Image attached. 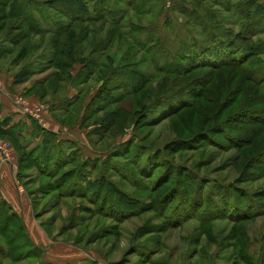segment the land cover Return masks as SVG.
<instances>
[{
	"label": "rangeland",
	"instance_id": "obj_1",
	"mask_svg": "<svg viewBox=\"0 0 264 264\" xmlns=\"http://www.w3.org/2000/svg\"><path fill=\"white\" fill-rule=\"evenodd\" d=\"M82 1L90 20L97 3ZM237 1L109 0L118 21L55 13L70 28L62 37L51 24L35 32L4 20L0 7L1 87L42 107L46 126L31 119L60 137L49 145L33 139L48 156L22 177L18 160L12 165L33 199L35 223L49 234L45 248L80 247L74 264H141V251L157 249L159 264H264V81L251 72L263 67L264 50L255 57L251 42L210 36L214 28L248 31ZM28 43L36 45L18 62ZM0 141L14 152L10 140Z\"/></svg>",
	"mask_w": 264,
	"mask_h": 264
},
{
	"label": "trees",
	"instance_id": "obj_2",
	"mask_svg": "<svg viewBox=\"0 0 264 264\" xmlns=\"http://www.w3.org/2000/svg\"><path fill=\"white\" fill-rule=\"evenodd\" d=\"M93 1H96L97 5L94 7V9H95L94 13L91 16H88L90 18V20L83 17L84 16L83 12L85 10V8H84L85 6L83 5L82 0H72V1L70 0V3L68 4V6H63L62 4H59L58 2H60V1H55L54 5L51 4L48 8L47 7L42 8V6L44 4L38 3L35 0H27V1H25V0H21V1L20 0H0V7L4 9L3 14H2L4 20L15 17L21 21V24L23 23L20 26L21 28L25 27L24 26V23H25L27 30L28 29L30 31L36 30L35 32H37V31L44 32V30H43L44 26L45 25L48 26L49 24H51L54 28L53 33H55L57 36L62 37V35L65 32H69L70 28H68L67 25H62V27H61V25H60L61 21L56 19V17L54 16L55 13H57L58 15H60V13H61V14L65 15L66 17H69V15H70L72 17V19H73V17H79L80 20H83V21L87 20L89 22L90 21H93V22L105 21L108 23L110 20H115L116 18H117V21L119 20V17H116L119 14L115 10L116 8H113V7H110L107 5L109 0H93ZM104 2L107 3L105 6H104ZM73 4H75V6H73ZM102 4L104 7H101ZM80 5H81V7H79ZM82 6L84 8L83 11H82V9H83ZM75 7L78 8L77 14H76V11H74ZM198 7H199V5H198ZM233 8L235 9L234 11L237 10V12L241 15V17L243 16L244 28H247L248 31L246 30V31H241V32H237V33L236 32L232 33L229 30L223 28L221 33H220V31H219L220 29L214 28L216 31L214 29H212L210 36L211 37H217V36H220V34H223V35L225 34L228 36L229 40H236V41L239 40V42H241L240 45H245V44H243V42H251V43H253V48L255 50H257L256 52L253 53V56H255V57L263 56L264 53H261L263 55H260L259 52L261 50H264V41H257V38L259 36L264 35V27H263L264 26L263 25L264 24V0H239V1L233 3ZM206 11H207V8H206ZM79 12H80V14H79ZM195 17L197 19H199L198 25H200L201 22L203 23L204 20H203L201 15L197 14V16L195 15ZM40 18H42V20L46 19L45 20L46 23L44 21L41 22ZM80 20H78V21H80ZM241 26H242V23H241ZM49 32L50 31H48V33ZM73 33L69 34L67 36V37H69L68 39H70V41H72L71 38H73L71 36H73V35L76 36V33L75 32H73ZM82 33H81V35H82ZM27 36H28V31H23V32H21V34H19V39L22 37L21 39L24 41V39H26ZM216 40H218V38H216ZM16 41H18V40H16ZM23 41H20V42H23ZM59 43H60L59 39H57V42L54 41V44L56 46L60 45ZM67 43H68V41H65V45ZM33 44L32 43L26 44L24 46L25 49L23 47V49L21 51V55H19V56L17 55L18 56V62L22 61L24 59V57H26V58L28 57L30 46H32ZM34 45H36V44H34ZM72 45L75 46V48H74V50L70 49V52L76 51V53H79L80 50H79V48L77 49V46H78L77 43H72ZM101 47H103V46H101ZM106 48H107V46H106ZM106 48H103L102 50H106ZM96 51H97V48H95V50H93V52L91 51V53H93V55L90 57L91 59L87 62L91 66L93 64H96L95 61L97 59L93 60V59H95V57H93V56H94ZM150 51L151 50H148V52H150ZM13 52H14V50H13ZM13 52H11V50L8 51V49H6L3 51V54H9V53H13ZM58 55H60V52L56 51L53 55L54 57L52 56L53 57L52 62L54 61V58L57 57ZM72 57L73 56H71V58H69V61H66V63H65L66 68L68 66H70L71 61L74 60V58H72ZM0 58H1V55H0ZM262 62H263L262 68L256 67V68H254V70L253 69L251 70V72H254L253 74L256 78V81H261V82L264 81V61H262ZM17 63L14 62L15 65ZM17 65H19V64H17ZM98 66H99V64L96 67H98ZM163 68H164V66H163ZM93 70H94V67L92 68V70H90L92 74H94V72H95ZM87 82H89V81L86 79L85 82H82V84H85ZM35 97L42 99L40 96H38L36 94H35ZM0 112H1V106H0ZM168 115L169 114L166 113L165 118ZM0 118H1L0 128H2V129H0V137L1 138L4 137V138L10 140L14 144V147L18 150V152H19V159H18L19 175L22 177L24 175V170L26 169V166H28V165L31 166L33 163L37 162V160L38 161H39V159L43 160L42 157L48 156V154L45 150L43 151L42 148L37 147V146L35 147V145H33V142H35V141H33V139L38 140V143H40V144H44V145L48 144L49 145V144H53L52 143L53 138L57 139L58 133L56 131L43 128L36 121L30 119L33 123L32 127H34V129L31 130L30 137H27V136H25L24 132H26V131L29 132V125L25 121H21L19 124L14 125V124H11L10 118H7V117L4 118L1 116H0ZM59 138L60 137H58V139ZM25 139H31V140L29 142H26L27 140H25ZM22 140L25 141L26 143L22 144ZM62 140H64V137H62ZM55 159H56L55 161L57 162L58 158H55ZM188 219H190V218H187V220ZM230 232H229V236L232 237L234 240L238 239L240 237L239 233L241 231H239V233L236 231H233V230L231 233ZM0 238L4 239L3 242L0 241V264H8L9 262H7V261H9V260L11 262H15V263H19L23 260H28L31 263L32 262H41V258H40L41 252H39L40 250L38 251V249H37L38 246L32 241V239H31V237L27 231V228L25 227L24 223L22 222V219L13 211L12 208H10V206L7 203H0ZM13 247L17 248V250H20L18 253V256L16 258L11 257V253L15 252ZM10 248H12V249H10ZM173 251L170 254V259H169L170 261L172 259ZM38 252L40 253V257L35 256V254L36 253L38 254ZM141 252H142V253H140L142 255V263L141 264H159L153 259V257L156 255H160L159 254L160 249H157V251L154 253H151V255L148 252H146L145 250L141 251ZM196 253L198 254V252H196ZM146 254H147V256H145ZM194 254H195V252L190 253L188 256L186 255V258H185L186 261H190L191 259H193ZM242 261H244V260H242ZM112 264H116V263L112 262ZM233 264H240V263H238V261L236 259H234Z\"/></svg>",
	"mask_w": 264,
	"mask_h": 264
},
{
	"label": "crops",
	"instance_id": "obj_3",
	"mask_svg": "<svg viewBox=\"0 0 264 264\" xmlns=\"http://www.w3.org/2000/svg\"><path fill=\"white\" fill-rule=\"evenodd\" d=\"M4 73L0 72V116L4 118H10L11 124L18 123L20 120L25 121L29 125V132H24L25 136L30 137L32 130V121L28 119L20 111L15 109L13 98L8 94V91H4L1 87L2 83H6V79L1 77ZM3 78V79H2ZM6 90V89H5ZM13 158L19 159V152L15 148L12 152ZM17 163V162H16ZM0 170H1V181H0V203H7L13 211L23 219L29 228V233L32 241L38 246V250L41 252V262H30L23 260L22 262L29 264H74L81 263V248L76 246L69 247H57L50 250L43 246L44 234L49 237L48 232L44 228H39L33 218V206L32 197L27 189V185L17 186L12 163L4 162L0 157ZM34 239H40V243ZM80 256V257H79ZM79 257V259H78ZM68 260V261H66Z\"/></svg>",
	"mask_w": 264,
	"mask_h": 264
},
{
	"label": "built area",
	"instance_id": "obj_4",
	"mask_svg": "<svg viewBox=\"0 0 264 264\" xmlns=\"http://www.w3.org/2000/svg\"><path fill=\"white\" fill-rule=\"evenodd\" d=\"M14 103L17 104L18 110L21 114L25 115L28 119H35L37 122L43 126H46L43 118L41 117L42 114V107H36L31 104V101L24 98V97H14ZM40 117L42 119H40ZM0 155L4 157L5 160L11 161L13 166H16V162L13 161V155L11 153V144L6 141H0ZM13 161V162H12ZM17 169V168H16Z\"/></svg>",
	"mask_w": 264,
	"mask_h": 264
}]
</instances>
